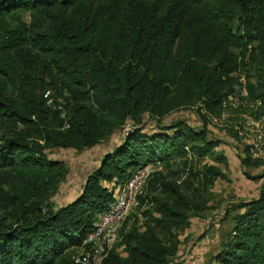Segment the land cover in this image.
<instances>
[{"label":"trees","instance_id":"16d2710c","mask_svg":"<svg viewBox=\"0 0 264 264\" xmlns=\"http://www.w3.org/2000/svg\"><path fill=\"white\" fill-rule=\"evenodd\" d=\"M238 71L245 96L233 111L264 105V0H0V264H71L69 250L112 201L110 183L178 159L196 184L150 172L138 206H154L152 226L118 230L99 263L170 264L177 231L205 208L202 193L223 176L202 160L225 161L204 127L159 118L189 104L203 125L219 117ZM145 113L156 117L149 132ZM126 121L133 125L79 193L56 208L43 205L66 174L46 150L90 148ZM223 218L230 223L213 264H264V184L230 203Z\"/></svg>","mask_w":264,"mask_h":264},{"label":"rangeland","instance_id":"374dc122","mask_svg":"<svg viewBox=\"0 0 264 264\" xmlns=\"http://www.w3.org/2000/svg\"><path fill=\"white\" fill-rule=\"evenodd\" d=\"M30 16L25 13L22 19L29 21ZM233 79H235L234 84L224 98L222 113L219 117H211L205 125L196 112L195 104L178 106L159 118L160 125H168L176 120L192 128L204 127L208 136L220 141L219 145L214 147V152L221 154L225 161L217 163L209 157L202 160V163L219 167L223 176L215 179L208 191L202 193L205 208L191 213L188 226L177 231L179 249L170 264H213L212 256L230 223L229 218H223V210L228 209L230 203L254 197L258 186L264 184V175H262L264 173V105L257 107L261 105L258 102L250 111L244 113L233 111L237 105L243 104L242 97L245 96L243 73L241 71L233 73ZM155 119L156 117L151 114H143L141 119L143 130L152 131L155 127ZM132 125L131 121H126L108 138L87 149L46 150L48 158L65 163L66 174L59 183L57 191L44 198L43 205L56 208L72 200L79 193L86 174L98 165L100 157L117 144L126 128L129 129ZM5 129V124L0 121V136L4 134ZM257 136H259V148L256 150L253 143ZM246 155L249 157V164L244 165L240 158H245ZM180 168L181 164L177 159L168 166H158L149 172L154 171L166 179H174L176 183L191 181L192 185L196 184L195 179L186 170H179ZM245 173L250 176H262L249 179ZM128 215L123 219L119 230L128 231L131 228H138L142 231L145 227L152 226L151 218L157 217L158 214L154 206L147 203L139 204ZM153 230L159 234L157 229ZM115 251L123 255L121 246H117ZM80 252L79 247L71 248L68 261L72 264L73 259Z\"/></svg>","mask_w":264,"mask_h":264},{"label":"built area","instance_id":"2783aa9c","mask_svg":"<svg viewBox=\"0 0 264 264\" xmlns=\"http://www.w3.org/2000/svg\"><path fill=\"white\" fill-rule=\"evenodd\" d=\"M222 105H224V101ZM253 146L256 150L259 148V136H257ZM158 166V162L147 164L130 172L122 182L108 185L112 193V201L103 210L95 214L82 245L79 247L81 252L73 259L72 264L100 263L117 239L123 219L138 205L149 171ZM83 245H86V250Z\"/></svg>","mask_w":264,"mask_h":264},{"label":"crops","instance_id":"0c3cea01","mask_svg":"<svg viewBox=\"0 0 264 264\" xmlns=\"http://www.w3.org/2000/svg\"><path fill=\"white\" fill-rule=\"evenodd\" d=\"M109 150V149H108Z\"/></svg>","mask_w":264,"mask_h":264}]
</instances>
